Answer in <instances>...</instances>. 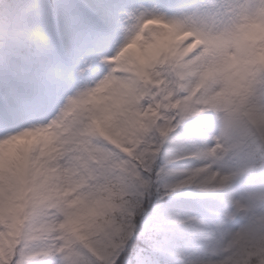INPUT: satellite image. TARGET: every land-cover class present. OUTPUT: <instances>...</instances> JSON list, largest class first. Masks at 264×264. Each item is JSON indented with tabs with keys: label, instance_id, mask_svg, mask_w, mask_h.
<instances>
[{
	"label": "snow or ice",
	"instance_id": "snow-or-ice-1",
	"mask_svg": "<svg viewBox=\"0 0 264 264\" xmlns=\"http://www.w3.org/2000/svg\"><path fill=\"white\" fill-rule=\"evenodd\" d=\"M0 264H264V0H0Z\"/></svg>",
	"mask_w": 264,
	"mask_h": 264
}]
</instances>
